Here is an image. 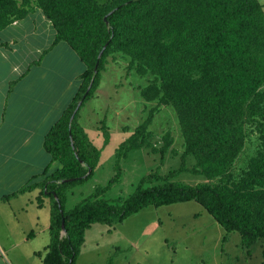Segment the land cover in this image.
<instances>
[{
	"label": "trees",
	"instance_id": "16d2710c",
	"mask_svg": "<svg viewBox=\"0 0 264 264\" xmlns=\"http://www.w3.org/2000/svg\"><path fill=\"white\" fill-rule=\"evenodd\" d=\"M34 9L50 22L52 44L66 43L84 66L76 95L44 137L46 152L60 167L19 190L38 188L40 197L49 200V241L42 264H74L84 232L92 224L113 226L144 207L187 201L202 206L225 231L236 232L242 248L264 240V192L227 195L206 184L172 181L187 172V155L202 167L223 171L240 151L246 103L264 84V20L258 2L113 0L107 5L96 0H0V30ZM113 51L126 56L136 74L148 72L160 80L159 86L151 82L141 88L139 97L174 107L185 149L177 169L163 176L157 172L142 176L127 198H98L119 177L120 150L122 154L140 149L130 138L122 141L116 148L115 174L107 185L65 211V193L85 181L98 161V150L76 123V115L94 96L103 60ZM185 76L199 77L203 85L179 89ZM257 130L263 156L245 183L264 188V124ZM103 137L105 143V131Z\"/></svg>",
	"mask_w": 264,
	"mask_h": 264
},
{
	"label": "rangeland",
	"instance_id": "374dc122",
	"mask_svg": "<svg viewBox=\"0 0 264 264\" xmlns=\"http://www.w3.org/2000/svg\"><path fill=\"white\" fill-rule=\"evenodd\" d=\"M112 1L96 0L107 5ZM256 1L264 20V0ZM199 80L185 76L177 86L200 87L203 83ZM151 82L160 85V80L148 72L136 74L121 53L113 51L105 56L97 78V89L102 92L85 100L76 115V123L98 150V161L85 181L65 193V211L107 185L115 174L116 148L128 138L140 149L122 154L120 150L119 177L98 198L123 200L142 176L152 172L163 176L179 167L185 141L174 107L158 100L144 102L139 97V90ZM246 105L241 148L229 167L223 171L202 167L193 155H187V172L178 174L173 182L206 184L227 195L264 192V188L245 183L263 156L257 127L264 124V84ZM108 259L110 264H264V240L242 248L236 232L225 231L202 206L187 201L144 207L113 226L92 224L84 232L74 264H106Z\"/></svg>",
	"mask_w": 264,
	"mask_h": 264
},
{
	"label": "crops",
	"instance_id": "0c3cea01",
	"mask_svg": "<svg viewBox=\"0 0 264 264\" xmlns=\"http://www.w3.org/2000/svg\"><path fill=\"white\" fill-rule=\"evenodd\" d=\"M54 36L39 9L0 30V264H42L49 241V200L38 188L19 190L60 167L44 137L84 70Z\"/></svg>",
	"mask_w": 264,
	"mask_h": 264
},
{
	"label": "water",
	"instance_id": "95a60500",
	"mask_svg": "<svg viewBox=\"0 0 264 264\" xmlns=\"http://www.w3.org/2000/svg\"><path fill=\"white\" fill-rule=\"evenodd\" d=\"M100 56V53H99V55H98V57ZM95 73V67H94V70H93V74ZM89 89V86L87 87V90ZM87 92V91H86ZM78 106H79V102L77 103V106H76V109L78 108ZM60 230H61V235H63L64 234V231H63V224L61 223L60 224Z\"/></svg>",
	"mask_w": 264,
	"mask_h": 264
}]
</instances>
